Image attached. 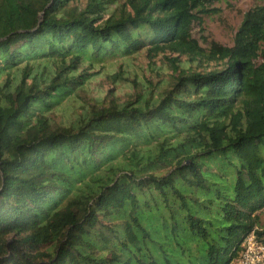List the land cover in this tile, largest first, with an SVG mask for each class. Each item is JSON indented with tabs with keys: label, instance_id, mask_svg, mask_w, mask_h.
Returning a JSON list of instances; mask_svg holds the SVG:
<instances>
[{
	"label": "trees",
	"instance_id": "1",
	"mask_svg": "<svg viewBox=\"0 0 264 264\" xmlns=\"http://www.w3.org/2000/svg\"><path fill=\"white\" fill-rule=\"evenodd\" d=\"M220 1L0 0V264H230L264 241V0L206 51ZM141 53L156 81L88 95Z\"/></svg>",
	"mask_w": 264,
	"mask_h": 264
},
{
	"label": "rangeland",
	"instance_id": "2",
	"mask_svg": "<svg viewBox=\"0 0 264 264\" xmlns=\"http://www.w3.org/2000/svg\"><path fill=\"white\" fill-rule=\"evenodd\" d=\"M84 5V1L81 2ZM255 0H227L220 1L209 6V9L216 11L209 16L199 14L200 23H195L192 29V37L197 41L201 48L208 51L209 44L211 42L217 43L222 46L230 47L233 45L234 35L239 28L245 12L257 5ZM171 58L176 57L175 54H169ZM180 61L186 63L185 57H181ZM162 62L166 63L161 56L155 59L156 66L163 67ZM121 66V68H119ZM204 66L208 69H218L223 67L222 62H208L204 63ZM120 70H124L127 76L132 80L147 79L156 81L154 74L149 71L148 61L144 53L138 54L128 59H120L115 62L107 63L104 68L99 72L96 78L89 85L88 95L91 97H97L100 95H106L109 91L115 93V96L121 101L128 99V95L132 93L128 83L114 85L112 75ZM162 71L167 74L172 73V70L165 68ZM57 122L64 120L61 115L55 117ZM259 228L264 231V211L259 215ZM157 258H162L156 255Z\"/></svg>",
	"mask_w": 264,
	"mask_h": 264
},
{
	"label": "built area",
	"instance_id": "3",
	"mask_svg": "<svg viewBox=\"0 0 264 264\" xmlns=\"http://www.w3.org/2000/svg\"><path fill=\"white\" fill-rule=\"evenodd\" d=\"M230 264H264V241L250 234L242 243L240 254Z\"/></svg>",
	"mask_w": 264,
	"mask_h": 264
},
{
	"label": "crops",
	"instance_id": "4",
	"mask_svg": "<svg viewBox=\"0 0 264 264\" xmlns=\"http://www.w3.org/2000/svg\"><path fill=\"white\" fill-rule=\"evenodd\" d=\"M264 211V210H263Z\"/></svg>",
	"mask_w": 264,
	"mask_h": 264
}]
</instances>
